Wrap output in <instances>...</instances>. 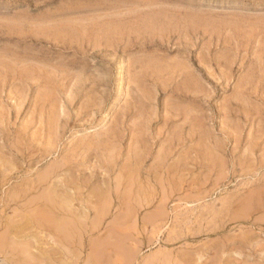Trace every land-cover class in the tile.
Returning a JSON list of instances; mask_svg holds the SVG:
<instances>
[{"label":"rangeland","instance_id":"rangeland-1","mask_svg":"<svg viewBox=\"0 0 264 264\" xmlns=\"http://www.w3.org/2000/svg\"><path fill=\"white\" fill-rule=\"evenodd\" d=\"M0 22V264H264V0H0Z\"/></svg>","mask_w":264,"mask_h":264},{"label":"bare ground","instance_id":"bare-ground-1","mask_svg":"<svg viewBox=\"0 0 264 264\" xmlns=\"http://www.w3.org/2000/svg\"><path fill=\"white\" fill-rule=\"evenodd\" d=\"M28 1H30V0H28ZM164 2H165V1H164ZM44 3H45V2H44ZM46 4H47V3H46ZM102 5H103V4H102ZM88 6H89V5H88ZM116 7H117V6H116ZM94 8H95V7H94ZM98 8H99V7H98ZM144 8H145V7H144ZM117 9H118V7H117ZM125 9H126V8H125ZM146 9H147V8H146ZM149 9H150V8H149ZM160 9H161V8H160ZM163 9H164V8H163ZM203 9H204V8H203ZM209 10H210V9H209ZM127 11H128V10H127ZM174 11H175V10H174ZM93 12H94V11H93ZM132 12H134V11H132ZM137 12H138V11H137ZM168 12H169V11H168ZM168 12H167V13H168ZM202 13H203V12H202ZM251 13H252V12H251ZM148 14H149V13H148ZM157 14H158V13H157ZM157 14H156V15H157ZM124 15H125V14H124ZM172 15H173V14H172ZM242 15H243V13H242ZM247 15H248V14H247ZM103 16H104V15H103ZM120 16H121V15H120ZM132 16H133V15H132ZM176 16H177V15H176ZM112 17H113V16H112ZM115 17H116V16H115ZM158 17H159V15H158ZM160 17H161V16H160ZM160 17H159V18H160ZM163 17H164V16H163ZM169 17H170V16H169ZM262 17H263V15H262ZM139 18H140V17H139ZM139 18H138V19H139ZM145 18H146V17H145ZM201 18H202V16H201ZM99 19H100V18H99ZM101 19H102V18H101ZM101 19H100V20H101ZM116 19H117V18H116ZM155 19H156V18H155ZM170 19H171V18H170ZM121 20H122V19H121ZM128 20H129V19H128ZM149 20H151V19H149ZM157 20H158V19H157ZM172 20H173V19H172ZM213 20H214V19H213ZM230 20H231V19H230ZM7 21H8V20H7ZM71 21H72V20H71ZM98 21H99V20H98ZM107 21H108V20H107ZM144 21H146V19H144ZM151 21H152V20H151ZM180 21H181V20H180ZM182 21H183V20H182ZM191 21H192V19H191ZM206 21H207V20H206ZM206 21H205V22H206ZM231 21H232V20H231ZM4 22H6V20H4ZM8 22H9V21H8ZM117 22H118V21H117ZM117 22H115V23H117ZM125 22H126V20H125ZM127 22H129V21H127ZM158 22H160V21H158ZM183 22H184V21H183ZM189 22H190V21H189ZM201 22H202V21H201ZM218 22H219V21H218ZM232 22H233V21H232ZM0 23H1V22H0ZM10 23H11V22H10ZM25 23H26V22H25ZM51 23H53V22H51ZM95 23H96V22H95ZM97 23H98V22H97ZM105 23H106V21H105ZM112 23H113V22H112ZM118 23H119V22H118ZM129 23H130V22H129ZM134 23H135V21H134ZM137 23H138V22H137ZM155 23H156V22H155ZM175 23H176V22H175ZM209 23H211L210 20H209ZM3 24H4V23H3ZM3 24H2V25H3ZM72 24H75V23L72 22ZM72 24H70V25H68V26H71V27H72ZM110 24H111V23H110ZM126 24H127V23H126ZM138 24H139V23H138ZM140 24H141V23H140ZM150 24H152V23H150ZM161 24H162V23H161ZM177 24H178V23H176V26H177ZM185 24H186V23H185ZM185 24H184V25H185ZM198 24H199V22H198ZM198 24H197V26H198ZM200 24H201V23H200ZM222 24H223V23H222ZM231 24H232V23H231ZM4 25H5V24H4ZM25 25H26V24H25ZM63 25H66V24H63ZM63 25H61V26H63ZM94 25H95V24H94ZM103 25H104V23H103ZM105 25H107V26H111V25H108L107 23H106ZM115 25H116V24H115ZM121 25L124 27V25L122 24V22H121ZM128 25H129V24H128ZM133 25H134V24H133ZM135 25H136V24H135ZM145 25H146V23H145ZM148 25H149V24H148ZM171 25H172V24H171ZM174 25H175V24H174ZM190 25L192 26V24H190ZM205 25H206V24H205ZM205 25H204V26H205ZM8 26H9V25H8ZM41 26H42V25H41ZM61 26H60V27H61ZM66 26H67V25H66ZM66 26H65L64 28H67V27H68V26H67V27H66ZM92 26H93V25H92ZM101 26H102V25H101ZM116 26H117V25H116ZM122 26H120V27H122ZM125 26H126V25H125ZM141 26H143V25H141ZM178 26H179V25H178ZM180 26H181V25H180ZM204 26H203V27H204ZM255 26H256V25H255ZM255 26H254V27H255ZM259 26H260V24H259ZM9 27H10V26H9ZM9 27H7V28H9ZM11 27H12V26H11ZM20 27H21V26H20ZM84 27H85V25H84ZM133 27H134V26H133ZM138 27H139V26H138ZM150 27H152V26H150ZM163 27H164V26H163ZM185 27H186V26H185ZM207 27H208V26H207ZM263 27H264V26H263ZM53 28H56V27H53ZM68 28H69V27H68ZM97 28H98V27H97ZM104 28H105V27L103 26L102 29H104ZM111 28H112V27H111ZM118 28H119V26H118ZM129 28H131V26H129ZM166 28H167V26H166ZM166 28H165V29H166ZM173 28H174V27H173ZM176 28H177V27H176ZM179 28H180V27H179ZM183 28H184V27H183ZM198 28H199V26H198ZM0 29H1V27H0ZM11 29H12V28H11ZM41 29H43V28H41ZM61 29H62V28H61ZM71 29H72V28H70V30H71ZM91 29H92V28H91ZM114 29H115V27H114ZM120 29H121V28H120ZM143 29H144V28H143ZM147 29H148V28H147ZM152 29H153V28H152ZM152 29H151V32H152ZM157 29H158V28H157ZM157 29H156V32L158 31ZM159 29H160V27H159ZM205 29H207V28H204V30H205ZM253 29H254V28H253ZM2 30H3V29H2ZM9 30H10V29H9ZM48 30H49V29H48ZM51 30H53V29H51ZM54 30H55V29H54ZM62 30H64V29H62ZM70 30H69V31H70ZM97 30H98V29H97ZM99 30L101 31V28H99ZM109 30H110V29H108V31H107L108 33H109ZM117 30H118V29H117ZM122 30H123V28H122ZM122 30L117 31V33H118V32H121ZM125 30H126V28H125ZM125 30H124V31H125ZM134 30H135V29H134ZM141 30H142V29H141ZM149 30H150V29H149ZM153 30H154V29H153ZM163 30H164V29H163ZM166 30H167V29H166ZM168 30H169V29H168ZM171 30H173L172 27H171ZM174 30H175V29H174ZM209 30H210V32H211V29H209ZM262 30H263V29H262ZM16 31H17V30H16ZM16 31H15V32H16ZM45 31H46V30H45ZM60 31H61V30H60ZM69 31L66 30L67 34H68ZM111 31H113V30H111ZM131 31H132V30H131ZM178 31H179V30H178ZM186 31H187V30H186ZM206 31H207V30H206ZM240 31H241V30H240ZM245 31H246V29H245ZM56 32H57V31H56ZM56 32H55V33H56ZM72 32H73L72 34L70 33L71 35L69 34L70 37L73 36V34H74V30H72ZM81 32H82V31H81ZM97 32H98V31H97ZM122 32H123V31H122ZM133 32H134V31H133ZM145 32H146V29H145ZM151 32H149V33H151ZM169 32H170V31H169ZM169 32H168V33H169ZM193 32H194V30H193ZM202 32H203V31H202ZM258 32H260V30H259ZM2 33H3V31H2ZM63 33H64V32H63ZM63 33H62V35H64ZM82 33H83V32H82ZM91 33H92V32H91ZM93 33H94V32H93ZM99 33H100V32H99ZM99 33H98V34H99ZM101 33H102V31H101ZM115 33H116V31H115ZM140 33H142V32H140ZM140 33H139V34H140ZM146 33H147V32H146ZM153 33H154V31H153ZM158 33H159V31H158ZM170 33H171V32H170ZM172 33H173V32H172ZM174 33H175V32H174ZM188 33H189V31H188ZM203 33H207V32H203ZM253 33H254V31H253ZM15 34H16V33H15ZM29 34H30V33H29ZM56 34H57V33H56ZM67 34H66V35H67ZM111 34H112V32H111ZM111 34H110V36H114V35H113L114 33H113L112 35H111ZM118 34H119V33H118ZM151 34H152V33H151ZM155 34H156V33H155ZM163 34H164V32H163ZM163 34H162V35H163ZM250 34H251V33H250ZM23 35H24V34H23ZM53 35H54V34H53ZM53 35H52V36H53ZM74 35H75V34H74ZM89 35H90V33H89ZM115 35H116V34H115ZM137 35H138V34H137ZM143 35H144V33H143ZM171 35H172V34H171ZM175 35H176V33H175ZM178 35H179V34H178ZM183 35H184V34H183ZM192 35H193V34H192ZM201 35H202V34H201ZM251 35H252V34H251ZM251 35H250V36H251ZM3 36H4V35H3ZM5 36H6V35H5ZM13 36H14V34H13ZM75 36H76V35H75ZM101 36H102V35H101ZM104 36H105V35H104ZM104 36H102V37H104ZM138 36L141 37L142 35H141V36L138 35ZM138 36H137V37H138ZM149 36H151V35H149ZM154 36H155V35H154ZM156 36H157V35H156ZM172 36H173V35H172ZM184 36H185V35H184ZM188 36H189V35H188ZM199 36H200V31H199ZM210 36H211V35H210ZM247 36H248V35H247ZM260 36H262V35H260ZM8 37H9V36H8ZM22 37L24 38V36H22ZM41 37H42V36H41ZM56 37H57V36H56ZM58 37H59V36H58ZM58 37H57V38H58ZM64 37H66V36H64ZM139 37H138V38H139ZM142 37H144V36H142ZM161 37H162V36H161ZM163 37H164V36H163ZM174 37H175V36H174ZM190 37H191V36H190ZM197 37H198V36H197ZM197 37H195V40H197V39H196ZM208 37H209V36H208ZM243 37H244V36H243ZM252 37H253V35H252ZM255 37H256V36H255ZM262 37H263V36H262ZM1 38H2V37H1ZM51 38H54V37H51ZM59 38H61V37H59ZM72 38H73V37H72ZM72 38H71L70 40H72ZM98 38H99V37H98ZM112 38H113V37H112ZM138 38H136V39H138ZM144 38H147V36H145ZM148 38H149V37H148ZM152 38H153V37H152ZM156 38H157V37H156ZM164 38H165V37H164ZM164 38H162V39H164ZM172 38H173V37H172ZM172 38L170 37V39H172ZM187 38H188V37H187ZM191 38H192V37H191ZM206 38H207V37H206ZM8 39H10V38H8ZM12 39H13V38H12ZM47 39H48V38H47ZM63 39H65V38H63ZM170 39H169V42H170ZM185 39H186V38H185ZM249 39H251V37H249ZM254 39H255V38H254ZM262 39H263V38H262ZM0 40H1V39H0ZM21 40H22V39H21ZM32 40H33V39H32ZM37 40H39V39H37ZM55 40H56V39H55ZM58 40L60 41L61 39H58ZM67 40H68V39H67ZM70 40H69V41H70ZM104 40H105V39H104ZM111 40H112V39H111ZM154 40H155V39H154ZM187 40H188V39H187ZM187 40H185V41H187ZM41 41H42V40H41ZM61 41H63V40H61ZM61 41H60V42H61ZM99 41H101V40L99 39ZM146 41H147V40H146ZM164 41H165V40H164ZM178 41H179V40H178ZM192 41H194V40H192ZM254 41H255V40H254ZM23 42H24V41H23ZM50 42H51V41H50ZM56 42H58V41H56ZM86 42H87V41H86ZM94 42H95V41H94ZM97 42H98V41H97ZM156 42H157V41H156ZM169 42H167L166 45H168ZM179 42H180V41H179ZM198 42H199V41H198ZM203 42H204V41H203ZM207 42H208V41H207ZM248 42H249V41H248ZM68 43H69V42H68ZM109 43H110V42H109ZM157 43H158V42H157ZM160 43H161V42H160ZM162 43H163V42H162ZM173 43H175V42H173ZM184 43H185V42H184ZM191 43H192V42H191ZM17 44H18V43H17ZM32 44H35V43H32ZM44 44H45V43H44ZM50 44H51V43H50ZM63 44H64V43H63ZM66 44H67V42H66ZM126 44H127V43H126ZM135 44H136V43H135ZM146 44H147V42H146ZM151 44H152V43H151ZM154 44H155V43H154ZM164 44H165V42H164ZM193 44L195 45V42H194ZM193 44H192V45H193ZM248 44H249V43H248ZM57 45H58V44H57ZM61 45H62V44H61ZM95 45H96V44H95ZM133 45H134V44H133ZM152 45H153V44H152ZM155 45H156V44H155ZM157 45H158V44H157ZM159 45H160V44H159ZM162 45H163V44H162ZM177 45H178V44H177ZM181 45H182V44H181ZM184 45H185V44H184ZM197 45H198V43H197ZM258 45H260V44H258ZM261 45H262V44H261ZM26 46H27V45H26ZM50 46H51V45H50ZM64 46H65V45H64ZM1 47H2V46H1ZM15 47H16V46H15ZM51 47H52V46H51ZM61 47H62V46H61ZM72 47H73V46H72ZM82 47H83V46H82ZM160 47H161V45H160ZM172 47H174V46H172ZM262 47H263V46H262ZM11 48H12V47H11ZM18 48H19V47H18ZM62 48H63V47H62ZM185 48H186V47H185ZM187 48H188V47H187ZM192 48H193V47H192ZM192 48H191V49H192ZM194 48H195V47H194ZM260 48H261V47H260ZM260 48H257V47H256V49H260ZM25 49H27V48H25ZM254 49H255V48H254ZM256 49H255V50H256ZM18 50H19V49H18ZM171 50H172V49H171ZM183 50H184V48H183ZM208 50H210V49H208ZM28 51H29V50H28ZM50 51H51V50H50ZM144 51H145V50H144ZM165 51H166V50H165ZM177 51H178V50H177ZM51 52H52V51H51ZM167 52H168V51H167ZM151 53H152V51H151ZM153 53H154V52H153ZM172 53H173V52H172ZM209 53H210V52H209ZM2 54H3V53H2ZM50 54H51V53H50ZM143 54H144V53H143ZM221 54H222V53H221ZM256 54H257V56H258V53H256ZM161 55H162V54H161ZM173 56H174V55H173ZM261 56H263V55H261ZM10 57H11V55H10ZM174 57H175V56H174ZM188 57H189V56H188ZM0 58H1V57H0ZM59 58H61V57H59ZM197 58H198V57H197ZM61 59H62V58H61ZM175 59H176V58H175ZM252 59H253V58H252ZM263 59H264V58H263ZM18 60H19V59H18ZM56 60H57V59H56ZM59 60H60V59H59ZM63 60H64V59H63ZM75 60H76V59H75ZM77 60H78V59H77ZM80 60H81V59H80ZM151 60H152V58H151ZM151 60H150V63H151ZM163 60H164V58H163ZM172 60H173V59H172ZM172 60H171V61H172ZM181 60H182V59H181ZM199 60H200V59H199ZM0 61H1V60H0ZM16 61H17V60H16ZM60 61H61V60H60ZM67 61H68V60H67ZM140 61H141V60H140ZM140 61H139V62H140ZM167 61H168V60H167ZM175 61H176V60H175ZM178 61H179V60H178ZM2 62H3V61H2ZM18 62H19V61H18ZM18 62H16V63H18ZM62 62H63V61H62ZM65 62H66V61H65ZM68 62H69V61H68ZM68 62H67V63H68ZM142 62H143V61H142ZM142 62H141V63H142ZM156 62H157V61H156ZM165 62H166V61H165ZM168 62H169V61H168ZM182 62H183V61H182ZM24 63H25V62H23V64H24ZM67 63H66V64H67ZM76 63H77V62H76ZM108 63H109V62H108ZM136 63H138V62H136ZM157 63H158V62H157ZM258 63H259V62H258ZM262 63H263V62H262ZM23 64H22V65H23ZM40 64H41V63H40ZM63 64H64V63H63ZM152 64H154V62H152ZM158 64H159V63H158ZM169 64H170V63H169ZM181 64H182V63H181ZM251 64H252V63H251ZM251 64H250V65H251ZM4 65H5V64H4ZM7 65H8V63H7ZM10 65H11V63H10ZM25 65H26V63H25ZM69 65H70V64H69ZM74 65H76V64H74ZM133 65H134V64H133ZM161 65H162V64H161ZM182 65H183V64H182ZM184 65H185V63H184ZM209 65H210V64H209ZM8 66H9V65H8ZM31 66H32V65H31ZM54 66H55V65H54ZM70 66H71V65H70ZM140 66H141V65H139V67H140ZM155 66H156V64H155ZM166 66H167V64H166ZM166 66H165V67H166ZM189 66H191V65H189ZM242 66H243V65H242ZM260 66H261V63H260ZM260 66H259V68H260ZM11 67H12V66H11ZM11 67H10V68H11ZM17 67H18V65H17ZM56 67H57V66H56ZM67 67H68V66H67ZM106 67H107V65H106ZM132 67H133V66H132ZM168 67H169V68H168ZM168 67H167V69H170V66H168ZM174 67H175V66H174ZM187 67H188V65H187ZM194 67H195V66H194ZM19 68H20V66H19ZM25 68H26V67H25ZM31 68H32V67H31ZM48 68H49V67H48ZM50 68L52 69L53 67H50ZM64 68H66V67H64ZM120 68H121V67H120ZM122 68H123V67H122ZM130 68H131V67H130ZM140 68H141V67H140ZM142 68H143V67H142ZM147 68H150V67L147 66ZM159 68H160V67H159ZM26 69H27V68H26ZM34 69H35V68H34ZM53 69H54V68H53ZM131 69H132V68H131ZM131 69H130V70H131ZM145 69H146V67H145ZM185 69H186V68H185ZM23 70H24V69H23ZM121 70H122V69H121ZM146 70H147V69H146ZM154 70H155V68H154ZM174 70H175V69H174ZM186 70H187V69H186ZM39 71H40V70H39ZM53 71H54V70H53ZM55 71H56V70H55ZM57 71H58V72H61V71L58 70V69H57ZM138 71L140 72V70H138ZM141 71H142V70H141ZM157 71H158V69H157ZM167 71H168V70H167ZM192 71H193V70H192ZM210 71H211V69H210ZM19 72H20V71H19ZM22 72H23V71H22ZM46 72H47V71H46ZM63 72H64V71H63ZM108 72H109V71H108ZM135 72H136V70H135ZM144 72H145V71H143L142 73H144ZM153 72H154V71H152V73H153ZM155 72H156V71H155ZM155 72H154V74H155ZM160 72H162V71H160ZM164 72H165V71H164ZM168 72H169V71H168ZM249 72H250V71H249ZM254 72H255V71H254ZM11 73H12V72H11ZM14 73H15V72H14ZM24 73H25V72H24ZM39 73H40V72H39ZM49 73L51 74V72H49ZM66 73H67V72H66ZM150 73H151V72H150ZM260 73H261V72H260ZM12 74H13V73H12ZM53 74H55V73H53ZM69 74H70V73H69ZM69 74H67V77H70V76H68ZM75 74H76V73H75ZM144 74H145V73H144ZM207 74H208V73H207ZM210 74H211V72H210ZM19 75H20V74H19ZM26 75H27V74H26ZM38 75H39V74H38ZM46 75H48V74L46 73ZM55 75H56V74H55ZM58 75H59V74H58ZM64 75H65V74H64ZM135 75H136V74H135ZM139 75H142V74H139ZM219 75H220V74H219ZM251 75H252V74H251ZM253 75H254V74H253ZM20 76H21V75H20ZM23 76H24V74H23ZM39 76H40V75H39ZM51 76H52V75H50V77H51ZM56 76H57V75H56ZM59 76H60V75H59ZM71 76H72V74H71ZM133 76H134V75H133ZM144 76H145V75H144ZM151 76L154 77V75H151ZM171 76H172V75H171ZM210 76H211V75H209V77H210ZM221 76H222V74H221ZM21 77H22V76H21ZM48 77H49V76H48ZM50 77H49V79H50ZM60 77H62V76H60ZM65 77H66V76H65ZM65 77H64V78H65ZM111 77H112V76H111ZM138 77H139V76H138ZM147 77H148V76H147ZM153 77H152V78H153ZM179 77H180V76H179ZM188 77H189V76H188ZM222 77H223V76H222ZM222 77H221V78H222ZM251 77H252V76H251ZM40 78H41V77H40ZM42 78H43V77H42ZM51 78H52V77H51ZM139 78H140V77H139ZM174 78H176V77H174ZM186 78H187V77H186ZM191 78H192V77H191ZM224 78H225V77H224ZM25 79H26V78H25ZM52 79H54V78H52ZM112 79H113V78H112ZM141 79H142V78H141ZM150 79H151V77H150ZM210 79H211V78H210ZM40 80H41V79H40ZM69 80H71V79H69ZM105 80H106V79H105ZM124 80H125V79H124ZM146 80H147V79H146ZM165 80H166V78H165ZM174 80H175V79H174ZM176 80H177V78H176ZM178 80H179V79H178ZM195 80H197V79L195 78ZM258 80H259V77H258ZM19 81H20V80H19ZM25 81H27V80H25ZM52 81H53V80H52ZM57 81H58V80H56V82H57ZM63 81H64V80H63ZM72 81H73V80H72ZM86 81H87V80H86ZM106 81H107V80H106ZM122 81H123V80H122ZM122 81H121V82H122ZM126 81H127V79H126ZM158 81H159V80H158ZM169 81H170V80H169ZM30 82H31V81H30ZM40 82H41V81H40ZM64 82H65V81H64ZM69 82H70V81H69ZM108 82H109V81H108ZM111 82H112V81H111ZM130 82H131V81H130ZM194 82H196V81H194ZM194 82H192V83H194ZM251 82H252V81H251ZM31 83H32V85H33V82H31ZM53 83H55V82H53ZM74 83H75V82H74ZM86 83H87V82H86ZM101 83L103 84L102 81H101ZM149 83H150V82H149ZM166 83H167V82H166ZM173 83H174V82H173ZM198 83H199V82H198ZM7 84H9V83H7ZM34 84H35V83H34ZM49 84H50V83H49ZM65 84H66V82H65ZM68 84H69V83H68ZM68 84H66V85L68 86ZM97 84H98V82H97ZM141 84H142V83H141ZM141 84H140V85H141ZM144 84H145V83H144ZM147 84H148V82H147ZM150 84H151V83H150ZM154 84H156V82L153 83V85H154ZM157 84H158V82H157ZM157 84H156V85H157ZM46 85H47V84H46ZM50 85H52V84H50ZM55 85H57V87H58V84L55 83ZM70 85H71V84H70ZM75 85H76V84H75ZM107 85H108V84H107ZM110 85H111V84H110ZM7 86H8V85H7ZM36 86H38V85H36ZM64 86H65V85H63L62 87H64ZM122 86H123V85H122ZM257 86H258V85H257ZM28 87H29V86H28ZM54 87H55V86H54ZM59 87H61L60 84H59ZM69 87H72V85L69 86ZM169 87H170V86H169ZM197 87H198V86H197ZM248 87H249V86H248ZM248 87H247V88H248ZM258 87H259V86H258ZM31 88H32V87H31ZM41 88H42V87H41ZM52 88H53V87H52ZM52 88H48V89H52ZM73 88H75V87L73 86ZM157 88H158V87H157ZM157 88H156V89H157ZM166 88H167V87H166ZM240 88H241V87H240ZM244 88H245V87H244ZM256 88H257V87H256ZM32 89H33V88H32ZM55 89H57V88H55ZM60 89H62V88H60ZM60 89H59V90H60ZM106 89H107V88H106ZM127 89H128V88H127ZM156 89H155V90H156ZM159 89H160V87H159ZM159 89H158V90H159ZM53 90H54V89H53ZM57 90H58V89H57ZM71 90H72V89H71ZM199 90H200V89H199ZM10 91H11V90H10ZM50 91H51V90H50ZM62 91H64V89H63ZM128 91H130V90H128ZM164 91H165V90H164ZM255 91H256V90H255ZM51 92H52V91H51ZM54 92H56V91H55V90L53 91V95H54ZM103 92H104V91H103ZM120 92H121V91H120ZM124 92H125V91H124ZM155 92H156V91H154V93H155ZM40 93H41V92H39L38 94H40ZM48 93H49V92H48ZM63 93H65V92H62V96L64 95ZM70 93H71V92H70ZM128 93H129V92H128ZM142 93H144V92H142ZM142 93H140V94H142ZM158 93H159V92H158ZM164 93H165V92H164ZM10 94H11V93H10ZM34 94H35V93H34ZM43 94H45V93H43ZM100 94H101V93H100ZM103 94H104V93H103ZM188 94H190V93L188 92ZM199 94H200V93H199ZM49 95H50V94H49ZM51 95H52V94H51ZM82 95H84V94H82ZM104 95H105V94H104ZM154 95H156V94H154ZM154 95H153V96H154ZM182 95H183V94H182ZM191 95H192V94H191ZM194 95H195V97H196V93H195ZM194 95H193V96H194ZM246 95H247V94H246ZM248 95H250V94H248ZM251 95H253V94H251ZM14 96H15V94H14ZM47 96H48V95H47ZM54 96H55V95H54ZM54 96H53V97H54ZM64 96H65V95H64ZM107 96H108V95H107ZM120 96H121V95H120ZM161 96H162V95H161ZM185 96H186V95H185ZM185 96H184V97H185ZM187 96H188V95H187ZM203 96H205V95H203ZM16 97H17V96H16ZM36 97H38V100H40V99H39L40 95H39V96H36ZM45 97H46V96H45ZM109 97H110V96H109ZM127 97H128V96H127ZM144 97H145V96H144ZM151 97H152V96H151ZM199 97H200V96H199ZM206 97H207V95H206ZM206 97H205V98H206ZM210 97H211V96H210ZM40 98L42 99V98H43V95H42ZM51 98H52V97H51ZM85 98H86V97H85ZM85 98H84V99H85ZM89 98H90V97H89ZM89 98H88V99H89ZM95 98H97V95H96ZM186 98H187V97H186ZM205 98H203V99H205ZM207 98H208V97H207ZM43 99H44V98H43ZM48 99H49V98H48ZM48 99H47V100H48ZM53 99H54V98H53ZM86 99H87V98H86ZM147 99H148V97H147ZM151 99H153V98H151ZM155 99H156V97H155ZM189 99H190V98H189ZM56 100H57V98H56ZM58 100H59V99H58ZM58 100H57V101H58ZM76 100H77V99H76ZM89 100H91V98H90ZM129 100H130V98H129ZM133 100H134V97H133ZM205 100H206V99H205ZM43 101H44V100H43ZM48 101H49V100H48ZM48 101H47V102H48ZM50 101L52 102V100H50ZM50 101H49V102H50ZM53 101H54V100H53ZM83 101H85V100H83ZM83 101H82V102H83ZM156 101H157V100H156ZM207 101H208V100H207ZM44 102H46V101H44ZM58 102H59V101H58ZM89 102H90V101H89ZM89 102H88V103H89ZM92 102H93V101H92ZM125 102H127V101H125ZM131 102H132V101H131ZM149 102H150V100H149ZM263 102H264V101H263ZM53 103H54V102H53ZM138 103H139V102H138ZM152 103H153V102H152ZM155 103H157V102H155ZM160 103H161V102H160ZM160 103H159V104H160ZM37 104H38V103H37ZM42 104H43V103H42ZM42 104H41V105H42ZM55 104H59V103L56 102ZM55 104H54V105H55ZM80 104H82V103H80ZM83 104H84V103H83ZM83 104H82V106H83ZM86 104H87V103H86ZM108 104H109V102H108ZM130 104H131V103H130ZM130 104H129V105H130ZM162 104H163V103H162ZM43 105H44V104H43ZM43 105H42V106H43ZM54 105H53V106H54ZM87 105H88V104H87ZM90 105H91V104H90ZM106 105H107V104H106ZM131 105H132V104H131ZM205 105H206V104H205ZM210 105H211V104H210ZM45 106H46V105H45ZM50 106H51V105H50ZM53 106H52V107H53ZM69 106H70V105H69ZM88 106H89V105H88ZM101 106H102V105H101ZM162 106H163V105H162ZM199 106H200V105H199ZM43 107H44V106H43ZM105 107H106V106H105ZM131 107H132V106H131ZM133 107H134V106H133ZM158 107H159V106H158ZM158 107H157V108H158ZM160 107H161V106H160ZM163 107H164V106H163ZM246 107H247V106H246ZM4 108H5V106H4ZM39 108H40V107H39ZM82 108L87 109L88 107L85 106V107H82ZM123 108H124V107H123ZM6 109H7V108H6ZM56 109H57V108L55 107V110H56ZM96 109H97V108H96ZM131 109H132V108H131ZM152 109H153V108H152ZM4 110H5V109H4ZM104 110H105V109H104ZM120 110H121V109H120ZM20 111H21V110H20ZM121 111H122V110H121ZM123 111H124V110H123ZM132 111H133V110H132ZM32 112H33V111H32ZM46 112H47V111H46ZM56 112H57V110L54 112L53 115H55ZM124 112H126V110H125ZM124 112H123V113H124ZM147 112H148V111H147ZM177 112H179V111H177ZM193 112H195V111H193ZM43 113H45V112H43ZM43 113H42V114H43ZM131 113H132V112H131ZM165 113H166V112H165ZM195 113H196V112H195ZM204 113H205V112H204ZM7 114H8V113H7ZM17 114H18V113H17ZM17 114H16V115H17ZM50 114H51V112H50ZM50 114H49V115H50ZM68 114H69V113H68ZM90 114H91V113H90ZM98 114H100V113H98ZM110 114H111V112H110ZM115 114H116V113H115ZM129 114H130V113H129ZM157 114H158V113H157ZM160 114H161V113H159V115H160ZM168 114H169V113H168ZM168 114H166V115L168 116ZM170 114H171V111H170ZM178 114H179V113H178ZM185 114H186V113H185ZM189 114H191V113H189ZM208 114H209V113H208ZM35 115H36V114H35ZM44 115H45V114H44ZM83 115H85V114H83ZM125 115L127 116V114H125ZM162 115H163V114H162ZM70 116H71V115H70ZM80 116H81V114H80ZM91 116H92V115H91ZM114 116H115V115H114ZM138 116H139V115H138ZM149 116H150V114H149ZM184 116H185V115H184ZM189 116H190V115H189ZM51 117H53L52 114H51ZM94 117H95V115H94ZM143 117H144V116H143ZM160 117H161V116H160ZM18 118H19V117H18ZM88 118H89V117H88ZM112 118H113V117H112ZM145 118H146V117H145ZM156 118H157V117H156ZM174 118H175V117H174ZM177 118H178V117H177ZM177 118H176V119H177ZM179 118H181V117L179 116ZM12 119H13V118H12ZM56 119H57V118H56ZM59 119H60V118H59ZM134 119H135V118H134ZM136 119H137V118H136ZM152 119H153V118H152ZM70 120H71V119H70ZM70 120H69V121H70ZM122 120H123V119H122ZM138 120H139V119H138ZM147 120H148V119H147ZM147 120H146V121H147ZM150 120H151V119H150ZM150 120H149V121H150ZM165 120H167V119L165 118ZM169 120H170V118H169ZM14 121H15V120H14ZM112 121H114V120L112 119ZM135 121H136V120H135ZM156 121H157V120H156ZM160 121H161V120H160ZM170 121H171V120H170ZM172 121H173V119H172ZM2 122H3V121H2ZM4 122H5V121H4ZM71 122H72V121H71ZM119 122H120V121H119ZM123 122H124V121H123ZM150 122H151V121H150ZM182 122H183V121H182ZM192 122H194V121H192ZM7 123H8V122H7ZM7 123H5V126H4V127H6V124H7ZM45 123H47V122H45ZM88 123H89V122H88ZM100 123H101V122H100ZM104 123H105V122H104ZM132 123H133V122H132ZM132 123H131V124H132ZM148 123H149V122H148ZM156 123H157V122H156ZM165 123H167V122H165ZM183 123H184V122H183ZM187 123H188V121H187ZM210 123H211V122H210ZM11 124H12V123H11ZM24 124H25V123H24ZM112 124H113V123H112ZM129 124H130V123H129ZM136 124H139V123H136ZM3 125H4V124H3ZM74 125H75V124H74ZM116 125H117V124H116ZM134 125H135V123H134ZM49 126H50V125H49ZM76 126H77V125H76ZM84 126H85V125H84ZM117 126H119V125H117ZM120 126H121V125H120ZM122 126H124V125H122ZM127 126H128V125H127ZM132 126H133V125H132ZM137 126H139V125H137ZM141 126H142V125H141ZM143 126H144V125H143ZM143 126H142V128H143ZM145 126H146V125H145ZM7 127H9V126H7ZM52 127H53V126H52ZM105 127H106V126H104V127H102V128H105ZM9 128H10V127H9ZM70 128H71V127H70ZM77 128H78V127H77ZM79 128H80V127H79ZM98 128H99V127H98ZM102 128H101V129H102ZM106 128H107V127H106ZM120 128H122V127H120ZM125 128H127V127L125 126ZM150 128H152V127H150ZM161 128H163V127H161ZM183 128H184V127H183ZM26 129H27V128H26ZM30 129H31V128H30ZM72 129H73V128H72ZM83 129H84V128H83ZM93 129H94V128H93ZM96 129H97V128H96ZM123 129H124V128H123ZM135 129H136V128H135ZM143 129H144V128H143ZM181 129H182V128H181ZM94 130H95V129H94ZM97 130H98V129H97ZM113 130H115V129H113ZM116 130H117V129H116ZM150 130H151V129H150ZM161 130H162V129H161ZM161 130H160V131H161ZM164 130H165V129H164ZM164 130H163V133H164ZM194 130H196V128H194ZM28 131H30L29 128H28ZM68 131H69V130H68ZM68 131H67V132H68ZM105 131H106V130H105ZM110 131H111V130H110ZM126 131H127V129H126ZM148 131H149V130H148ZM148 131H145V132H148ZM155 131H156V130H155ZM183 131H184V130H183ZM198 131H199V130H198ZM9 132H12V131H9ZM87 132H88V131H87ZM116 132H117V131H116ZM122 132H123V131H122ZM131 132H132V131H131ZM137 132H139V131H137ZM196 132H197V131H196ZM108 133H109V132H108ZM112 133H113V132H112ZM114 133H115V132H114ZM117 133H119V132H117ZM117 133H115V134H117ZM123 133L125 134V132H123ZM128 133H129V131H128ZM139 133H140V132H139ZM139 133H138V134H139ZM155 133H156V132H155ZM18 134H19V133H18ZM88 134H90V133H88ZM121 134H122V133H121ZM129 134H130V133H129ZM43 135H44V134H43ZM102 135H103V134H102ZM153 135H154V134H153ZM161 135H162V133H161ZM193 135H194V134H193ZM17 136H18V135H17ZM19 136H20V135H19ZM64 136H65V135H64ZM66 136H68V135H66ZM108 136H110V135H108ZM115 136H116V135H115ZM125 136H126V135H125ZM132 136H133V138L135 137V136L133 135V133H132ZM136 136L138 137L139 135H136ZM145 136H146V135H145ZM199 136H200V135H199ZM43 137H44V136H43ZM105 137H107V135H106ZM112 137H113V136H112ZM139 137H141V136H139ZM146 137H147V136H146ZM162 137H163V136H162ZM177 137H178V136H177ZM8 138H9V137H8ZM17 138H18V137H17ZM31 138H32V137H31ZM63 138L65 139V137H63ZM121 138H122L121 140H123V136H122ZM125 138H126V137H125ZM127 138H128V137H127ZM129 138H131V137H129ZM129 138H128V139H129ZM153 138H154V137H153ZM42 139H43V138H42ZM89 139H90V138H89ZM119 139H120V138H119ZM184 139H185V138H184ZM74 140H75V139H74ZM111 140H112V139H111ZM138 140H139V138H138ZM99 141H100V140H99ZM107 141H108V140H106V142H107ZM124 141H125V139H124ZM133 141H134V140H133ZM34 142H35V141H34ZM36 142H37V141H36ZM58 142H59V141H58ZM58 142H57V143H58ZM130 142H131V141H130ZM130 142H129V144H131ZM134 142H135V141H134ZM15 143H16V142H15ZM59 143H60V142H59ZM104 143H105V142L101 143V144H102V147H103V145H106V144H104ZM153 143H154V142H153ZM156 143H157V142H156ZM51 144H52V143H51ZM55 144H56V143H55ZM61 144H63V143L61 142ZM83 144H84V142H83ZM99 144H100V143H99ZM113 144H114V143H113ZM140 144H141V142H140ZM184 144H185V143H184ZM41 145H42V144H41ZM65 145H67V144L65 143ZM115 145H116V144H115ZM155 145H156V144H155ZM165 145H166V143H165ZM31 146H32V145H31ZM56 146H57V144H56ZM59 146H60V145H59ZM88 146H89V145H88ZM108 146H109V145H108ZM113 146H114V145H113ZM113 146H112V147L110 146V147L113 148ZM118 146H119V145H118ZM120 146H121V145H120ZM125 146H126V145H125ZM136 146H137V145H136ZM152 146H153V145H152ZM179 146H180V145H179ZM46 147H49V146H46ZM54 147H55V146H54ZM60 147L62 148V146H60ZM102 147H100V148H102ZM105 147L107 148V146H105ZM110 147H109V148H110ZM121 147H122V146H121ZM123 147H124V146H123ZM128 147H129V148H128ZM128 147H126V148L130 149V145H129ZM162 147H163V146H162ZM177 147H178V146H177ZM40 148H41V147H40ZM58 148H59V147H58ZM64 148H65V147H64ZM109 148H108V149H109ZM116 148H118V147H116ZM47 149H48V148H47ZM91 149H93V148H91ZM96 149H97V147H96ZM108 149H107V150H108ZM141 149H143V148H141ZM162 149H163V148H162ZM12 150H13V149H12ZM107 150H106V151H107ZM114 150H115V149H114ZM116 150H118V149H116ZM119 150H120V149H119ZM122 150H123V149H122ZM157 150H158V149H157ZM174 150H175V149H174ZM89 151H90V149H89ZM89 151H88V152H89ZM94 151H95V150H94ZM96 151H97L98 153L100 152V151H98V149H97ZM154 151H155V150H154ZM160 151H162V150H160ZM60 152H61V151H60ZM103 152H104V151H103ZM114 152H115V151H114ZM119 152H120V151H119ZM171 152H173V150H172ZM109 153H110V152H109ZM120 153H121V152H120ZM141 153H142V152H141ZM149 153H150V151H149ZM149 153H148V154H149ZM152 153H153V152H152ZM11 154H13V153H11ZM65 154H66V153H65ZM81 154H83V153H81ZM18 155H19V154H18ZM48 155H49V154H48ZM85 155H86V154H85ZM170 155H172V154L170 153ZM212 155H213V154H212ZM20 156H21V155H20ZM51 156H52V154H51ZM98 156H99V155H98ZM140 156H141V155H140ZM150 156H151V155H150ZM12 157H13V155H12ZM16 157H17V156H16ZM53 157H54V156H53ZM68 157H69V156H68ZM71 157H72V156H71ZM86 157H87V156H86ZM118 157H119V156H118ZM151 157H152V156H151ZM50 158H51V157H50ZM60 158H61V157H60ZM72 158H73V157H72ZM159 158H161V157H159ZM25 159H26V158H25ZM25 159H24V160H25ZM83 159H85V157H84ZM83 159H82V161H83ZM132 159H133V158H132ZM149 159H150V158H149ZM185 159H186V158H185ZM187 159H188V158H187ZM77 160H78V159H77ZM118 160H119V158H118ZM147 160H148V159H147ZM189 160H191V159H189ZM70 161H71V160H70ZM129 161H130V160H129ZM46 162H47V161H46ZM79 162H80V161H79ZM83 162H84V161H83ZM146 162H147V161H146ZM222 162H223V161H222ZM224 162H225V161H224ZM31 163H32V162H31ZM106 163H107V160H106ZM117 163H118V162H117ZM164 163H165V162H164ZM25 164H26V163H25ZM39 164H40V163H39ZM44 164H45V163H44ZM98 164H99V163H98ZM107 164H108V163H107ZM116 165H117V164H116ZM105 166H106V165H105ZM163 166H164V165H163ZM103 167H104V166H103ZM108 167H109V166H108ZM155 167H156V166H155ZM62 168H63V167H62ZM62 168H61V169H62ZM117 168H118V167H117ZM178 168H179V167H178ZM109 169H111V168H109ZM109 169H107V170H109ZM114 169H115V168H114ZM14 171H15V170H14ZM34 172H35V171H34ZM141 172H142V171H141ZM190 172H191V171H190ZM12 173H13V172H12ZM56 173H57V172H56ZM110 173H111V172H110ZM135 173H136V172H135ZM21 174H22V173H21ZM30 175H32V173H31ZM111 175H112V174H111ZM142 175H143V174H142ZM150 175H151V174H150ZM9 176H10V174H9ZM13 176H14V175H13ZM13 176H12V177H13ZM19 176H20V175H19ZM111 177H112V176H111ZM48 179H50V178H48ZM141 179H142V178H141ZM10 180H11V179H10ZM16 180H17V179H16ZM112 180H113V179H112ZM112 180H111V181H112ZM144 182H145V181H144ZM120 183H121V182H120ZM189 183H190V181H189ZM2 184H3V183H2ZM4 184H5V183H4ZM6 184H7V183H6ZM115 184L117 185V183H115ZM155 184H156V183H155ZM8 185H9V184H8ZM125 186H126V185H125ZM181 186H182V185H181ZM0 188H1V187H0ZM5 188H6V187H5ZM118 188H119V187H118ZM127 188H128V186H127ZM127 188H126V189H127ZM157 188H158V187H157ZM3 190H4V188H3ZM119 190H120V189H119ZM119 190H118V191H119ZM260 190L262 191V188H261ZM36 191H37V190H36ZM111 191H112V190H111ZM1 192H2V190H1ZM33 192H34V191H33ZM116 192H117V191H116ZM262 192H263V191H262ZM126 193H127V192H126ZM247 193H248V192H247ZM250 193H251V192H250ZM256 193H257V192H256ZM259 193H261V192H259ZM51 194H52V193H51ZM107 194H109V193H107ZM107 194H106V195H107ZM114 194H115V193H114ZM251 194H255V192H254V193H251ZM29 195H30V194H29ZM41 195H42V194H41ZM109 195H110V194H109ZM125 195H126V194H125ZM131 195H132V194H131ZM36 196H38V195H36ZM107 196H108V195H107ZM119 196H120V195H119ZM123 196H124V195H123ZM52 197H53V195H52ZM82 197H83V196H82ZM114 197H115V196H114ZM33 198H34V197H33ZM109 198H110V197H109ZM151 198H152V197H151ZM36 199H37V198H36ZM39 199H40V198H39ZM105 199H106V198H105ZM126 199H127V198H125L124 202L127 201ZM250 199H251V198H249V199H247V200H250ZM21 200H22V199H21ZM31 200L34 202V199L31 198ZM98 200H99V199H98ZM107 200H108V199H107ZM121 200H122V199H121ZM151 200H152V199H151ZM153 200H154V199H153ZM32 201H31V202H32ZM40 201H41V200H40ZM118 201H119V200H118ZM155 201H156V200H155ZM155 201H154V202H155ZM157 201H158V200H157ZM33 202H32V203H33ZM41 202H42V201H41ZM146 202H147V201H146ZM149 202H150V201H149ZM246 202H248V201H246ZM10 203H11V202H10ZM34 203H35V202H34ZM87 203H88V202H87ZM89 203H90V202H89ZM125 203H126V202H125ZM26 204H27V203H26ZM95 204H96V203H95ZM95 204H94L93 207H98V205L95 206ZM105 204H106V203H105ZM148 204H149V203H148ZM248 204H249V202L247 203V205H248ZM1 205H2V204H1ZM8 205H9V204H8ZM20 205H21V204H20ZM20 205H19V206H20ZM31 205H33V204H31ZM69 205H70V204H69ZM71 205H72V204H71ZM89 205H90V204H88V206H89ZM109 205L111 206L112 204H109ZM117 205H118V204H117ZM127 205H128V204H127ZM127 205L125 204V206H127ZM146 205H147V203H146ZM164 205H165V204H164ZM247 205H246V206H247ZM17 206H18V205H17ZM29 206H30V205H29ZM35 206H36V205H35ZM90 206H91V205H90ZM103 206H104V205H103V203H102V207H103ZM105 206H106V205H105ZM105 206H104V207H105ZM259 206H260V205H259ZM10 207H11V205H10ZM21 207H22V206H21ZM53 207H54V205L51 206V208H53ZM71 207H72V206H71ZM111 207H112V206H111ZM121 207H122V206H121ZM244 207H245V206H244ZM253 207H254V206H253ZM36 208H37V207H36ZM73 208H75V207H73ZM99 208H101V207L99 206L97 209H99ZM123 208H124V207H123ZM242 208H243V207H242ZM5 209H6V208H5ZM7 209H8V208H7ZM7 209H6V210H7ZM9 209H10V208H9ZM67 209L69 210V208H67ZM111 209H112V208H111ZM124 209H125L126 211L129 210L128 208H124ZM124 209H123V212H125ZM249 209H250V208H249ZM93 210H94V209H93ZM103 210H104L105 212H107L105 209H103ZM135 210H136V209H135ZM239 210H240L241 212L243 211L242 209H239ZM239 210H238V211H239ZM253 210H254V209H253ZM17 211H18V210H17ZM129 211H131V210H129ZM255 211H256V210H255ZM35 212H36V211L34 210L33 214H34ZM77 212H78V211H77ZM77 212H76V213H77ZM120 212H121V211H120ZM157 212H158V211H157ZM243 212H244V211H243ZM4 213H5V211H4ZM23 213H25V212H23ZM59 213H62V211H61V210H56V211H54V214H55V215H58ZM97 213H102V211H101V212H98V210H97ZM109 213H110V212H109ZM245 213H246V212H245ZM30 214H31V213H30ZM33 214H31V216H32ZM95 214H96V213H95ZM104 214H105V213H104ZM118 214H119V213H118ZM120 214H121V213H120ZM156 214H157V213H156ZM24 215H25V214H24ZM34 215H35V214H34ZM34 215H33V216H34ZM55 215H53V216L55 217ZM102 215H103V214H102ZM19 216H20V215L18 214V217H19ZM29 216H30V215H29ZM31 216L29 217V218H31V219H32V218H49L48 216H46V214L44 213V211H42V212L39 211L38 214H37V212H36V215H35L34 217H31ZM75 216H76V214H75ZM99 216H100V215H99ZM106 216H107V214H106ZM106 216H105V217H106ZM121 216H124V215H121ZM139 216H140V215H139ZM150 216H151V215H150ZM157 216H158V214H157ZM159 216H160V215H159ZM161 216H162V215H161ZM236 216H237V214H236ZM236 216H235V217H236ZM18 217H17L16 219H18ZM25 217H27V215H26ZM67 217H68V216H67ZM5 218H6V216H5ZM19 218H20V217H19ZM62 218H63V217H62ZM64 218H66V217H64ZM94 218H95V217H94ZM102 218H103V217H102ZM126 218H128V217H126ZM156 218H158V217H156ZM236 218H237V217H236ZM236 218H235V219H236ZM26 219H27V218H25L24 222L26 221ZM64 220H65V219H64ZM93 220H94V219H93ZM19 221H20V220H19ZM28 221H29V219H28ZM21 222H22V221H21ZM99 222H100V221H99ZM245 222H246V221H245ZM26 223H27V222H26ZM231 223H232V222H231ZM241 223H243V222H241ZM252 223H253V222H252ZM18 224H19V223H18ZM33 224H34V223H33ZM42 224H44V223H42ZM63 224H64V223H63ZM65 224L68 225V220L66 221ZM97 224H98V223H97ZM201 224H202V223H201ZM30 225H31V224H30ZM45 225H46V224H45ZM72 225H73V224H72ZM236 225H237V224H236ZM88 226H89V225H88ZM88 226H87V227H88ZM221 226H222V225H221ZM48 227H51V226L48 225ZM63 227L66 228L65 225H63ZM68 227H70V226L68 225ZM68 227H67V228H68ZM213 227H214V226H213ZM223 227H225V225H224ZM233 227H234V226H233ZM15 228H16V227H15ZM23 228H24V227H23ZM67 228H66L65 230H68ZM217 228H218V227H217ZM221 228H222V227H221ZM11 229H12V228H11ZM19 229H21V228L19 227ZM40 229H41V228H40ZM51 229H52V228H51ZM63 229H64V228H63ZM206 229H207V227H206ZM223 229H224V228H223ZM5 230H7V229H5ZM61 230H62V229H61ZM3 231H4V230H3ZM49 231H50V230H49ZM70 231H71V230H70ZM72 231H73V230H72ZM203 231H204V230H203ZM208 231H210V230H208ZM4 232H5V231H4ZM26 232H27V231H26ZM56 232H57V229H56ZM61 232H63V231H61ZM116 232H117V231H116ZM215 232H216V231H215ZM1 233H2V232H1ZM57 233H58V232H57ZM66 233H68V232H66ZM70 233H71V232H70ZM73 233H74V232H73ZM91 233H92V232H91ZM93 233H94V232H93ZM74 234H75V233H74ZM86 234H87V233H86ZM89 234H90V233H89ZM112 234H113V233H112ZM210 234H211V233H210ZM1 235H2V234H1ZM124 235H125V234H124ZM129 235H130V233L128 234V236H129ZM183 235H184V233H183ZM3 236H4V235H3ZM12 236H13V235H12ZM88 236H89V235H88ZM109 236H110V235H109ZM109 236H108V237H109ZM54 237H55V236H54ZM68 237H69V235H68ZM84 237H85V236H84ZM183 237H184V236H183ZM183 237H182V238H183ZM188 237H189V236H188ZM191 237H192V236H191ZM1 238H2V236H1ZM65 238H67V237H65ZM69 238H71V237H69ZM103 238H104V237H103ZM186 238H187V237H186ZM189 238H190V237H189ZM2 239H3V238H2ZM56 239H59V238H56ZM86 239H87V238H86ZM109 239H110V238H109ZM109 239H107V240H109ZM183 239H184V238H183ZM4 240H5V239H4ZM65 240H66V239H65ZM82 240H83V239H82ZM190 240H191V239H190ZM59 241H60V240H59ZM95 241H96V240H95ZM102 241H103V240H102ZM85 242H86V241H85ZM98 242H100V241H98ZM103 242H104V241H103ZM149 242L151 243V241H149ZM217 242H218V241H217ZM68 243H69V242H68ZM89 243H90V242H89ZM100 243H102V242H100ZM108 243H109V242H108ZM108 243L106 244L107 247H109V246H108ZM150 243H149V244H150ZM235 243H236V242H235ZM97 244H99V243H97ZM117 244H118V243H117ZM5 245H6V244H5ZM13 245H14V244H13ZM151 245H152V244H151ZM212 245H213V244H212ZM22 246H23V245H22ZM61 246H62V245H61ZM111 246H112V245H111ZM116 246H117V245H116ZM133 246H134V245H133ZM194 246H196V245H194ZM236 246H237V245H236ZM252 246H253V245H252ZM2 247H3V246H2ZM23 247H25V246H23ZM98 247H100V244H99ZM101 247H102V246H101ZM103 247H104V246H103ZM204 247H205V246H204ZM232 247H234V246H232ZM64 248H65V247H64ZM104 248H105V247H104ZM110 248H113V246L110 247ZM132 248H133V247H132ZM263 248H264V247H263ZM2 249H3V248H2ZM16 249H18V248H16ZM209 249H211V248H209ZM224 249H225V248H224ZM251 249H252V248H251ZM4 250H5V249H4ZM100 250H101V249H100ZM103 250H105V249H103ZM103 250H102V253H103ZM107 250H108V249H106V251H107ZM112 250H113V249H112ZM112 250H111V253L109 252V250H108L107 252H108L109 254H112ZM120 250H121V249H120ZM123 250H124V249H123ZM257 250H258V249H257ZM13 251H14V250H13ZM15 251H16V250H15ZM181 251H182V250H181ZM183 251H184V250H183ZM215 251H216V250H215ZM217 251H218V250H217ZM217 251L215 252V255H216V256H217ZM251 251H252V250H251ZM263 251H264V250H263ZM3 252H4V251H3ZM24 252H25V251H24ZM26 252H27V251H26ZM208 252H209V251H208ZM210 252H213V251H210ZM261 252H262V251H261ZM19 253H20V252H19ZM126 253H127V252H126ZM27 254L29 255V253H27ZM96 254H97L98 256H100L98 253H96ZM109 254H108V255H109ZM204 254H205V253H204ZM223 254H224V253H223ZM255 254H256V253H255ZM257 254H258V252H257ZM10 255H11V254H10ZM93 255L95 256V254H93ZM119 255H120V254H119ZM168 255H169V254H168ZM213 255H214V254H213ZM215 255H214V257H215ZM116 256H117V255H116ZM166 256H167V255H166ZM205 256H206V255H205ZM260 256H261V255H260ZM95 257H96V256H95ZM198 257H200V256H198ZM214 257H213V258H214ZM12 258H13V257H12ZM15 258H16V257H15ZM25 259H27V258H25ZM30 259H31V258H30ZM30 259H27V260H30ZM93 259H94V258H93ZM99 259H100V258H99ZM118 259H119V258H118ZM122 259H123V258H122ZM210 259H211V258H210ZM214 259H216V258H214ZM231 259H232V258H231ZM233 259H234V257H233ZM233 259H232V260H233ZM262 259H263V258H262ZM27 260H26V261H27ZM58 260H59V259H58ZM87 260H88V259H87ZM94 260H97V259H94ZM101 260H102V259H101ZM106 260H107V259H106ZM111 260H113V259H111ZM165 260H166V259H165ZM190 260H191V259H190ZM190 260H189V261H190ZM26 261H25V263H24V261H22V262H23L24 264H27ZM89 261H91V260H89ZM109 261H110V260H109ZM175 261H176V259H175ZM207 261H208V260H207ZM212 261H213V259H212ZM95 262H96V263H97V262H100V260H99V261H95ZM111 262H112V261H111ZM179 262H180V261H179ZM30 263H32V262L30 261ZM108 263H109V262H108ZM129 263H130V262H129ZM157 263H158V262H157ZM164 263H165V262H164ZM1 264H9V263H7V262H2V261H1ZM13 264H14V263H13ZM28 264H29V262H28ZM97 264H99V263H97ZM151 264H152V263H151ZM181 264H182V263H181Z\"/></svg>","mask_w":264,"mask_h":264}]
</instances>
